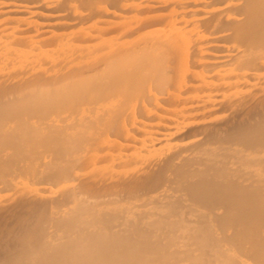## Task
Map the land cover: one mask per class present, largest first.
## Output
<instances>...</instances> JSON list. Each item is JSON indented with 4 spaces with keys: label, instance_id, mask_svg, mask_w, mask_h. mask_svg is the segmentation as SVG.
I'll use <instances>...</instances> for the list:
<instances>
[{
    "label": "bare ground",
    "instance_id": "bare-ground-1",
    "mask_svg": "<svg viewBox=\"0 0 264 264\" xmlns=\"http://www.w3.org/2000/svg\"><path fill=\"white\" fill-rule=\"evenodd\" d=\"M0 264H264V0H0Z\"/></svg>",
    "mask_w": 264,
    "mask_h": 264
}]
</instances>
